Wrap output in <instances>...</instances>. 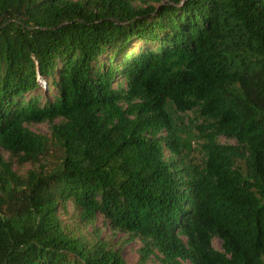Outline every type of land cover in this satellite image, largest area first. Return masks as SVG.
<instances>
[{"label": "trees", "instance_id": "16d2710c", "mask_svg": "<svg viewBox=\"0 0 264 264\" xmlns=\"http://www.w3.org/2000/svg\"><path fill=\"white\" fill-rule=\"evenodd\" d=\"M98 217L264 264V0H0V264H127Z\"/></svg>", "mask_w": 264, "mask_h": 264}, {"label": "rangeland", "instance_id": "374dc122", "mask_svg": "<svg viewBox=\"0 0 264 264\" xmlns=\"http://www.w3.org/2000/svg\"><path fill=\"white\" fill-rule=\"evenodd\" d=\"M154 6H158L157 3H153ZM139 47V44H135ZM120 82V81H119ZM44 88L41 87L40 95L43 96ZM51 97L55 95V91L51 89ZM28 129L36 134H46L47 128L44 125L28 126ZM221 142H226L225 139H221ZM83 234L85 237L99 236L104 242L110 244L115 248H120L122 256L127 264H138L140 259V250L143 248V243L140 239H130L129 236L114 232L107 227L101 217H98L93 226L84 229ZM96 234V235H95ZM213 247L217 250L221 249L220 242L218 240L213 241ZM148 264H159L153 257L150 258ZM188 264V263H187Z\"/></svg>", "mask_w": 264, "mask_h": 264}]
</instances>
